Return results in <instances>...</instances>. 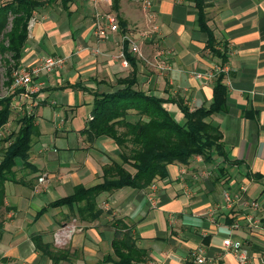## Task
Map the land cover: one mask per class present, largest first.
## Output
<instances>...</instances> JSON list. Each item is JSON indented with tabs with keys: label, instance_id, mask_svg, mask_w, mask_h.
<instances>
[{
	"label": "crops",
	"instance_id": "crops-1",
	"mask_svg": "<svg viewBox=\"0 0 264 264\" xmlns=\"http://www.w3.org/2000/svg\"><path fill=\"white\" fill-rule=\"evenodd\" d=\"M204 3L214 47L226 59L222 68L220 59L206 48L208 37L198 29L189 0H151L149 9L141 0H110L97 9L87 0H72L68 11L54 4L34 12L20 68L34 67L44 56L68 59L56 72L35 80L40 90L31 99L12 100L14 109L24 105L34 115L38 136L26 183L7 182L13 187L11 194L5 184V205L12 214L2 221L0 264H115L111 225L121 217L133 225L136 244L146 252L138 264H196L200 256L204 264H239L223 247L224 239L240 243L245 264H264V0ZM95 10L114 13L119 31L98 39ZM140 32L150 36L140 38ZM122 35L132 37L139 47V54H131L135 89L149 96L181 97L190 110L209 107L212 75L223 70L226 109L211 120L221 129L226 160L235 164L219 156L204 163L197 156L188 166L169 165L166 177L145 189L125 187L100 194L97 208L102 214L89 223L69 219L66 207L37 217L42 207L72 195L76 186L100 183L102 168L119 161L111 139L91 140L83 131L92 117L94 95L117 91L121 88L117 79L133 71L115 60L124 50ZM95 48L98 54L92 53ZM161 63L169 69H160ZM164 107L177 122L183 121L176 104ZM224 191L237 196L229 208L223 205ZM252 202L255 210L249 208ZM247 215L257 224H249ZM234 221L236 229L231 228ZM71 225L76 230L67 248L60 249L58 261L35 250L33 235L52 243L59 227Z\"/></svg>",
	"mask_w": 264,
	"mask_h": 264
},
{
	"label": "trees",
	"instance_id": "trees-1",
	"mask_svg": "<svg viewBox=\"0 0 264 264\" xmlns=\"http://www.w3.org/2000/svg\"><path fill=\"white\" fill-rule=\"evenodd\" d=\"M189 1L196 10L198 29L208 37L206 48L220 59L222 68L226 59L214 47L215 40L207 25L204 0ZM71 2L72 0H0V35L3 36L0 52L9 55L6 63L7 86L11 83L13 71L20 68L33 13L54 4L68 11ZM124 44L125 55L133 71L129 76L117 79V85L121 86L117 91L94 95L92 117L83 131L91 140L99 137L111 139L118 147L119 161H112L102 168L100 183L88 188L76 186L72 195L42 207L37 217L49 209L66 207L69 210V219L89 223L102 214L97 208L100 194L125 187L145 189L164 179L169 165L188 166L191 159L197 156L204 163H210L214 156H219L224 162L235 164V161L226 160L221 129L211 120L212 116L221 114L226 109L225 74L219 71L216 75L210 106L190 110L181 97L158 98L136 90V63L128 52V43ZM12 98L11 94L0 98V130L10 121L13 112ZM169 102L179 108L183 115L182 122H177L165 109L164 104ZM17 123L20 125L18 131L3 140L10 143L3 148L0 159V231L3 223L1 211L8 208L5 205V184L18 182L14 171L17 160L24 167L32 168L30 152L33 140L38 136L33 114L24 115ZM111 226V247L116 258L115 264H138L144 261L146 252L136 244L133 225L121 217L115 218ZM31 240L35 250L43 257L52 262L60 259L62 251L52 243L43 241L41 235H33Z\"/></svg>",
	"mask_w": 264,
	"mask_h": 264
},
{
	"label": "built area",
	"instance_id": "built-area-1",
	"mask_svg": "<svg viewBox=\"0 0 264 264\" xmlns=\"http://www.w3.org/2000/svg\"><path fill=\"white\" fill-rule=\"evenodd\" d=\"M90 4L97 9L101 4H107L110 0H87ZM142 7L145 9H149L151 7V0H141ZM94 35L98 37V39H103L107 36L108 32L117 33L119 31L118 20L116 15L110 11L107 12H99L95 10L94 14ZM34 25V18L32 17L29 21L28 29L32 28ZM153 31L157 30V27L154 26ZM150 36L148 32H140V38ZM122 42H127L129 47V52L131 54H139V47L135 40L128 35L121 36ZM93 54H98L99 50L97 48L91 50ZM66 56H44L40 59L39 64L30 68H19L12 73V80L9 85L10 94L13 95V98L18 96L20 99H31V97L40 90V85L35 83V80L39 78L41 75L51 74L56 72L60 68L64 66L67 62ZM115 60L119 62V65L123 69L129 68V62L126 58L124 50H120L118 54L115 56ZM160 69H169V65L166 63L160 64ZM223 72V70H219ZM196 78H201V74H196ZM15 96V97H14ZM12 98V100H14ZM16 106V102L12 101V109ZM20 109V108H19ZM1 137V132H0ZM42 181V178L39 179ZM237 200V196L235 194H231L228 191L223 192V205L226 208L232 206V204ZM249 208L255 210L257 208L256 203L252 202L249 204ZM246 220L251 225H256L257 222L250 216H245ZM237 222L234 221L231 224V228H237ZM70 230L64 229L62 233L55 235V242L57 244H62L63 240L68 236ZM70 236V235H69ZM223 247L227 248L232 252L235 259L239 264H245L246 256L245 251L241 247L240 243L235 241L231 242L229 239L223 240ZM152 264V263H148ZM196 264H204V258L202 256L196 259Z\"/></svg>",
	"mask_w": 264,
	"mask_h": 264
},
{
	"label": "rangeland",
	"instance_id": "rangeland-1",
	"mask_svg": "<svg viewBox=\"0 0 264 264\" xmlns=\"http://www.w3.org/2000/svg\"><path fill=\"white\" fill-rule=\"evenodd\" d=\"M34 16V13H33ZM32 16V17H33ZM132 38V37H131ZM3 36L0 35V44L3 43ZM7 61H9V55L8 54H3L2 52H0V98L5 97L10 95V90H9V85L7 86L5 83L7 81L6 79V68H7ZM216 75L219 73V69H217L215 71ZM212 77H214L216 79V77L214 75H212ZM28 114V110L25 109V106L22 105L20 106V109H14L12 112V115L10 117V121L8 122V124H6L1 130V137H0V159H1V153L3 148L7 147L10 143V141H3L5 138L11 137L13 134H15L20 125L17 123L18 119L23 117L24 115ZM34 145V143H33ZM33 149V146H32ZM31 149V150H32ZM15 171V175H16V180L21 181V183H26L25 181V174L27 173V171H30L29 168L24 167L22 165V163H20V160H17V164L14 168ZM34 184H38L37 178H34L33 180ZM40 181V180H39ZM8 184V194H11V187L9 183ZM13 189V187H12ZM24 190V189H23ZM8 207L7 209H2L1 211V218L3 219L4 216L8 215V214H12V209L10 206H6ZM64 229L70 230V233H68V236L63 240L62 244H57L55 242V234H54V241H52L53 246L56 247L57 249H64L67 248L68 243H70L71 241V235L75 232V227H73V225H71L69 228H58L57 230V235L58 237L60 233H62V231ZM70 235V236H69Z\"/></svg>",
	"mask_w": 264,
	"mask_h": 264
}]
</instances>
